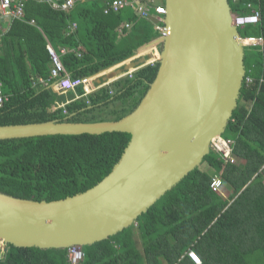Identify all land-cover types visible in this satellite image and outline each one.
<instances>
[{"label":"trees","instance_id":"1","mask_svg":"<svg viewBox=\"0 0 264 264\" xmlns=\"http://www.w3.org/2000/svg\"><path fill=\"white\" fill-rule=\"evenodd\" d=\"M228 1L233 13H246V2L260 10V20L240 27L239 33L264 39V0ZM103 7L101 1L87 0L63 11L39 0L25 2L22 17L7 25L0 43V83L9 95L0 107V125L65 117L67 121L115 120L136 107L155 77L158 62L63 107L54 103L64 96L51 86L47 44L58 53L61 47L69 49L60 59L66 72L77 78L119 64L161 37L149 20L138 19L130 8L105 14ZM125 21L132 23L131 28L119 34L117 28ZM72 22L76 28L70 31ZM244 53L245 78L222 134L233 139L237 161L225 162L210 150L199 166L133 224L80 246L84 254L80 264H195L189 250L198 253L200 264H264V43L244 48ZM76 91L82 94L83 87ZM129 140V133L115 131L2 139L0 192L37 201L82 192L111 171ZM214 175L222 181L218 191L209 186ZM0 264L70 261L67 248L0 243Z\"/></svg>","mask_w":264,"mask_h":264},{"label":"water","instance_id":"2","mask_svg":"<svg viewBox=\"0 0 264 264\" xmlns=\"http://www.w3.org/2000/svg\"><path fill=\"white\" fill-rule=\"evenodd\" d=\"M166 33L155 77L136 107L119 119L0 125V140L44 135L126 132L111 171L92 187L56 200L0 192V243L68 248L116 234L199 166L222 136L245 76L244 42L228 0H164ZM145 65L121 66L103 81ZM69 117V116H68Z\"/></svg>","mask_w":264,"mask_h":264},{"label":"built area","instance_id":"3","mask_svg":"<svg viewBox=\"0 0 264 264\" xmlns=\"http://www.w3.org/2000/svg\"><path fill=\"white\" fill-rule=\"evenodd\" d=\"M27 0H0V20L4 19L7 24H9L14 19H19L23 15L24 5ZM46 2L51 8L55 10L68 11L77 3L86 2L87 0H39ZM101 1L104 4L103 12L105 14L111 12H118L121 9L127 7L130 8L138 19L149 20L154 29L157 30L161 36L166 33V26L164 24V14H165V4L164 0H93ZM245 7L247 8L246 13H233L232 12V21L234 25L238 28L243 27L247 24L257 23L260 20V10L253 6L252 3L246 2ZM30 23H34L33 20ZM132 23L125 21L118 28L117 31L119 34H122L124 30H129ZM76 28L75 22H72L69 26L70 31ZM5 28L0 27V43L2 36L5 32ZM244 45H262L264 39L259 37H241ZM47 50L51 58V69L50 77L53 79L51 84L54 91L57 93H64L68 91H75L77 87H83V93L76 95V98L85 97L87 94L99 89L102 86H107L110 82H106L102 85H97L93 87L90 83L89 77H71L65 70L61 59L60 54L66 53L69 49L65 47L60 48V53H58L50 44H47ZM155 56V55H154ZM157 61V60H156ZM155 60H150L146 64H153ZM145 64V65H146ZM143 66V65H141ZM140 66V67H141ZM137 67V68H140ZM130 69L116 79L121 77L133 76L134 71L137 69ZM245 78V76H244ZM244 80V79H243ZM39 81H42L41 79ZM246 81H251L249 77H246ZM112 93V91H109ZM9 95L3 91L2 84L0 83V107L4 102L8 101ZM65 104H59V107H63ZM233 144L234 141L231 138H226L223 136L215 137L211 140L210 148L216 152L219 157L225 162L235 163L237 161L235 155L233 154ZM222 184L221 178L217 175H214L210 181V188L213 191H218ZM3 245V244H2ZM68 250V259L70 264H80L83 259V252L80 246L73 245L67 248ZM189 259L195 264L201 263V258L197 252L194 250H189L187 252Z\"/></svg>","mask_w":264,"mask_h":264},{"label":"crops","instance_id":"4","mask_svg":"<svg viewBox=\"0 0 264 264\" xmlns=\"http://www.w3.org/2000/svg\"><path fill=\"white\" fill-rule=\"evenodd\" d=\"M8 22H6L4 19H2V20H0V27L1 28H5L4 30H6L7 29V24ZM76 24V23H75ZM68 49V48H67ZM136 52H137V50H136ZM152 54H154V51L153 52H151V50H140L138 53H134V55L133 56H131L130 58H128V59H126V60H124L123 62H121V63H119V64H116V65H114V66H112V67H110V68H107L106 70H103V71H101V72H99V73H97V74H95V75H93V76H89V78H90V83H91V85L93 86V87H96L97 85H102V84H105L106 82H112V81H114V80H116V78H113V79H110L109 81L107 80V81H103L102 79H103V77L105 76V74H108V72L110 71V69H113V70H115V69H117V68H121V66H124V65H129L130 63H132V62H138V61H140L141 59L144 61L145 59H148V61H150V60H155V57H154V55H152ZM147 61V62H148ZM146 62V63H147ZM145 63V62H144ZM144 66V65H143ZM137 67H139V66H136L135 68H137ZM134 69V68H133ZM137 69H139V68H137ZM136 69V70H137ZM130 70V69H129ZM129 70H127V71H129ZM127 71H125V72H127ZM69 93H71L72 94V96H69ZM59 95H62V96H64V99L62 100H55L54 101V103H55V105L56 106H58L59 104H66V103H68L69 101H71V100H74L75 98H76V95L78 94L77 93V91L75 90V91H68V92H64V93H58Z\"/></svg>","mask_w":264,"mask_h":264},{"label":"rangeland","instance_id":"5","mask_svg":"<svg viewBox=\"0 0 264 264\" xmlns=\"http://www.w3.org/2000/svg\"><path fill=\"white\" fill-rule=\"evenodd\" d=\"M250 46H252V45H245L244 48L247 49ZM160 47H161L160 43H153V44H151L149 46H146V47H140L139 49H137V52H135V54L138 53L140 50L142 51V50H145V49L146 50H151V52L154 51V54H152V55H155L154 56L155 57V62H157L156 60L158 58ZM147 61H148V59H145L144 60V62H145L144 64H146ZM135 242H136L138 248L141 249L140 237H139L138 233H135Z\"/></svg>","mask_w":264,"mask_h":264},{"label":"clouds","instance_id":"6","mask_svg":"<svg viewBox=\"0 0 264 264\" xmlns=\"http://www.w3.org/2000/svg\"><path fill=\"white\" fill-rule=\"evenodd\" d=\"M124 73H125V72H124ZM124 73H123V74H124Z\"/></svg>","mask_w":264,"mask_h":264}]
</instances>
